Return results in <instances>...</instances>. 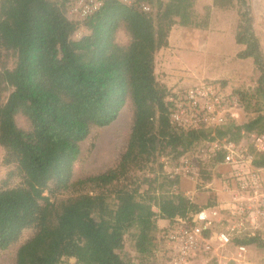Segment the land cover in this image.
<instances>
[{"label": "trees", "instance_id": "trees-1", "mask_svg": "<svg viewBox=\"0 0 264 264\" xmlns=\"http://www.w3.org/2000/svg\"><path fill=\"white\" fill-rule=\"evenodd\" d=\"M68 2L0 0V147L4 162L14 163L23 175V185L0 189V250L34 227L18 246L15 264H61L63 258H74L75 264H139L120 255L126 234L131 233L136 251L146 254L154 245L158 218L171 222L198 208L178 188L174 169L166 172L160 162V179L152 171L158 154L173 152L166 156L177 166L203 141L237 142L244 133H264L263 54L251 18L240 13L244 20L236 26L235 42L244 48L237 55L251 57L260 72L256 115L242 124L228 120L214 128L183 130L170 121L168 90L156 80L155 55L168 45L174 24L200 25L194 0L159 1L154 11V0H101L84 18L69 17ZM231 3L212 0L218 7ZM121 26L130 36L125 45L116 41ZM80 27L85 32L73 37ZM10 56L11 66L5 61ZM237 95L243 104L244 94ZM127 100L133 120L117 164L73 180L80 142L92 127L112 123ZM19 114L27 129L17 125ZM252 165L264 169V152L254 154ZM132 170L145 172L142 190L130 177ZM70 187L88 189L60 202L51 199ZM205 234L212 239L213 228ZM244 237L232 234L230 243L264 247L259 237Z\"/></svg>", "mask_w": 264, "mask_h": 264}, {"label": "rangeland", "instance_id": "rangeland-1", "mask_svg": "<svg viewBox=\"0 0 264 264\" xmlns=\"http://www.w3.org/2000/svg\"><path fill=\"white\" fill-rule=\"evenodd\" d=\"M164 4L167 0H159ZM154 0L153 11L160 6V2ZM245 4L232 0L229 7L212 5V0H194L192 10L199 26L182 27L174 24L168 33V45L156 52L155 74L159 85L167 90L198 84L203 80H215L219 82L227 92L244 94L242 109L238 111L236 119H229L236 124H242L256 115L261 100L256 93L259 70L253 64L251 57L240 58L238 52L243 44L235 42V31L238 22L244 18L240 13H245L251 18L253 32L258 38L264 58V0H245ZM85 32L80 27L74 33L77 38ZM130 36L124 26H121L116 34L118 44L125 45ZM4 59V58H3ZM8 65L13 63V57L5 58ZM19 127L27 129L29 124L20 114L15 117ZM133 120V106L127 100L118 117L104 127H92L86 139L80 142V153L73 165L72 179L77 180L87 175L98 174L113 168L125 149ZM248 134L244 133L239 141L251 144ZM251 149V148H250ZM4 151L0 147V189L23 185V175L14 163L6 164L3 160ZM173 152L165 151L158 154L154 163L150 165L152 171L161 178L159 163L163 162V170L170 172L175 169L174 161L167 157ZM175 166V167H174ZM227 165L212 166L207 163L206 168L193 179L181 176L178 188L184 193L194 190L192 200L196 207L211 205L208 214L214 217L213 232L222 230L227 226H235L232 234L240 237L257 236L264 240V231L261 225L250 224L246 216L239 215L235 210L228 209L233 201L231 195L224 191V179L229 174ZM130 177L140 182L141 189L145 188L143 170H132ZM264 171L260 172V180L263 181ZM88 188H80L78 191H87ZM74 188H68L56 193L52 200L60 202L73 195ZM186 194V193H185ZM216 210V211H214ZM214 212H216L214 214ZM162 219V218H160ZM162 225L155 231V241L151 251L140 254L136 251L131 233L126 234L124 246L120 251L122 258L128 262L137 261L139 264H168L165 240L162 236L163 229L168 226V221H160ZM165 222V223H164ZM34 227L22 231L19 239L8 248L0 250V264H15V255L18 246L30 238ZM133 230H136L134 227ZM239 230V231H238ZM212 236V253L201 255L194 264H243L239 260H246L249 264H264V247L255 243L245 245L246 251L237 252L236 243L219 246ZM244 237V238H245ZM219 246V247H218ZM61 263L75 264L74 259L64 258Z\"/></svg>", "mask_w": 264, "mask_h": 264}, {"label": "built area", "instance_id": "built-area-1", "mask_svg": "<svg viewBox=\"0 0 264 264\" xmlns=\"http://www.w3.org/2000/svg\"><path fill=\"white\" fill-rule=\"evenodd\" d=\"M100 6L101 0H69L67 14L72 18H84ZM142 7L148 10L147 5ZM165 101L170 121L183 130L217 127L229 119H236L238 111L242 109L239 96L227 92L214 80L169 89ZM250 140L252 152L242 141L225 138L203 141L198 148L186 152L179 159L173 172L180 177L193 179L202 168H206L207 163L215 167L227 165L230 169L224 179V191L233 199L228 209L235 210L239 215L244 214L252 226L260 224V229L264 231V190L260 180V172L264 169L252 165L254 154L264 152V133H251ZM208 208L198 207L194 212L186 216H175L168 222L162 233L170 257L168 264H194L201 255L215 251L211 237L205 234L214 226V217L209 216ZM234 228L227 226L215 234L219 246L230 243ZM236 248L239 254L246 251L242 244ZM239 261L249 264L246 260Z\"/></svg>", "mask_w": 264, "mask_h": 264}, {"label": "crops", "instance_id": "crops-1", "mask_svg": "<svg viewBox=\"0 0 264 264\" xmlns=\"http://www.w3.org/2000/svg\"><path fill=\"white\" fill-rule=\"evenodd\" d=\"M155 59H156V56H155ZM263 181H264V176H263ZM187 195L188 194H190V195H192V193H194V190H191V189H189V190H187L186 192H185ZM191 198H192V196H191ZM168 221L167 219H160V218H158L157 219V226H158V228L160 227V225H162L161 224V222L160 221ZM165 223V222H164ZM71 259H74V258H69V260H71ZM75 260V259H74Z\"/></svg>", "mask_w": 264, "mask_h": 264}]
</instances>
